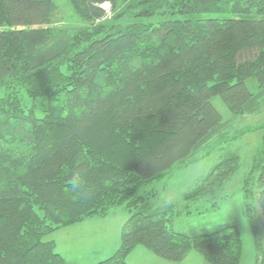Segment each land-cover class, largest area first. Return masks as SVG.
<instances>
[{
    "label": "trees",
    "instance_id": "obj_1",
    "mask_svg": "<svg viewBox=\"0 0 264 264\" xmlns=\"http://www.w3.org/2000/svg\"><path fill=\"white\" fill-rule=\"evenodd\" d=\"M121 1L69 0L84 25L54 36V0H0V264H66L46 236L116 208L132 215L98 264H128L139 246L171 263L241 262L236 226L177 232L172 207L138 191L226 135L214 97L235 116L263 109L264 0H133L109 18L103 6ZM238 164L193 196H214ZM255 191L264 219V149L244 185L253 230Z\"/></svg>",
    "mask_w": 264,
    "mask_h": 264
},
{
    "label": "rangeland",
    "instance_id": "obj_2",
    "mask_svg": "<svg viewBox=\"0 0 264 264\" xmlns=\"http://www.w3.org/2000/svg\"><path fill=\"white\" fill-rule=\"evenodd\" d=\"M132 2L122 0L116 11H112L109 4L103 8L112 18L119 13L117 11L126 9ZM54 3L55 13L47 25L53 30L54 36L84 25L69 0H54ZM247 84L253 91L258 87L255 79ZM212 104L225 122L226 135L205 147L201 153L207 155L202 159L187 167H175L167 176L142 186L138 194L145 196L156 193L151 199L154 209L172 207L175 214L174 228L180 233L207 234L226 226H236L241 239L240 264H264V219L257 193L255 191L253 200L256 223V230H253L246 214L247 199L244 192L253 158L264 149V128H261L264 124V104L259 114L237 116L230 112L220 97H214ZM234 156L239 159L238 168L214 196H193L218 164ZM189 196L192 197L186 199ZM131 215L124 208H116L106 217L86 218L55 230L45 240L54 242L69 264H94L121 243L123 227ZM129 261L131 264H208L197 251L188 254L183 262L171 263L158 258L143 246H139Z\"/></svg>",
    "mask_w": 264,
    "mask_h": 264
},
{
    "label": "crops",
    "instance_id": "obj_3",
    "mask_svg": "<svg viewBox=\"0 0 264 264\" xmlns=\"http://www.w3.org/2000/svg\"><path fill=\"white\" fill-rule=\"evenodd\" d=\"M56 245V244H55ZM120 245H121V243L120 244H118L117 246H116V248L112 251V252H110V253H108L107 254V256H105L104 258H102V259H100V260H97L94 264H98L99 262H101V261H103V260H106L107 258H109V257H111L119 248H120ZM139 250V247H137L129 256H128V258H127V262H128V264H131L130 263V261H129V258H130V256H132L135 252H137ZM56 251L59 253V254H61L62 256H63V254L62 253H60V251L58 250V247L56 246ZM143 252V251H142ZM63 258L65 259V262H66V264H69V261L67 260V258L66 257H64L63 256Z\"/></svg>",
    "mask_w": 264,
    "mask_h": 264
}]
</instances>
